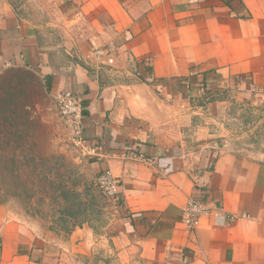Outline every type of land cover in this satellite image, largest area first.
Masks as SVG:
<instances>
[{"label": "crops", "instance_id": "1", "mask_svg": "<svg viewBox=\"0 0 264 264\" xmlns=\"http://www.w3.org/2000/svg\"><path fill=\"white\" fill-rule=\"evenodd\" d=\"M26 1L0 0V120L22 119L40 150L36 110L58 134L55 184L80 195L73 214L49 185L22 210L0 200V264H264V153L225 125L235 77L264 87V0ZM57 90L80 98L94 154L66 147ZM106 168L112 213L89 183ZM191 196L220 214L188 227Z\"/></svg>", "mask_w": 264, "mask_h": 264}, {"label": "rangeland", "instance_id": "2", "mask_svg": "<svg viewBox=\"0 0 264 264\" xmlns=\"http://www.w3.org/2000/svg\"><path fill=\"white\" fill-rule=\"evenodd\" d=\"M18 5L28 4L26 0H12ZM234 90H230L235 97L230 105L225 125L229 129L232 137V145L236 149L246 151H261L264 153V87L258 86V84L250 83L248 75H244L240 78L235 77ZM49 126V125H48ZM52 128V127H51ZM36 131V126L34 127ZM54 129V128H53ZM33 132V134H34ZM60 144H63L62 142ZM30 151L34 154H38V158H47V165L41 167L39 160H36L37 167H32L31 162L26 165H22L19 169H16L15 173L10 171L11 164L8 161L0 159V200L10 201L12 207L22 210V202L27 204L33 203V196H35L36 188H43L45 185L55 184L56 181L65 182V176L67 171L65 168L56 166L54 173L51 170H47V166L53 165L54 160L60 155L48 153V151L38 150L36 146L29 147ZM47 150V149H46ZM57 150V148H56ZM48 153V154H46ZM41 159L42 162L44 160ZM29 164V165H28ZM58 164V161H57ZM7 165V168H4ZM39 167L44 168L43 175H47L45 178H40L42 172H39ZM7 169L8 174H2ZM37 169V170H36ZM20 173V174H17ZM50 174V175H48ZM63 174V175H62ZM72 174V173H71ZM95 177L89 180L93 189L96 192V196L99 197L101 204H105L107 211L113 212L114 199L103 195L95 186ZM34 186V188H33ZM4 192H1V190ZM32 192V193H31ZM42 192H45L44 190ZM39 192V193H42ZM54 198V193L50 189L46 192L44 200L52 202L50 199ZM53 204H55L53 202ZM47 206L43 209L46 211Z\"/></svg>", "mask_w": 264, "mask_h": 264}, {"label": "built area", "instance_id": "3", "mask_svg": "<svg viewBox=\"0 0 264 264\" xmlns=\"http://www.w3.org/2000/svg\"><path fill=\"white\" fill-rule=\"evenodd\" d=\"M52 97L59 118L66 123L67 131L64 137L66 147L71 150L80 151L83 154H94L95 147L88 146L82 135L83 108L80 98L73 92L67 90H57L53 93ZM131 154L135 158L147 161L142 155L135 156L133 150ZM95 186L103 195L115 199L118 194L119 181L106 168L96 175ZM221 210L211 198L191 196L188 198L184 207L183 222L188 227H193L201 217L218 216ZM235 217L233 214L226 216L227 221H231Z\"/></svg>", "mask_w": 264, "mask_h": 264}, {"label": "trees", "instance_id": "4", "mask_svg": "<svg viewBox=\"0 0 264 264\" xmlns=\"http://www.w3.org/2000/svg\"><path fill=\"white\" fill-rule=\"evenodd\" d=\"M227 5H230L229 4V1H227ZM238 16H241V17H249V15H238ZM194 74H197V73L196 72H192V75H194ZM203 80H204V77H201L198 81L200 83H203L204 82ZM23 125L24 124L22 123V119L21 120L14 119L13 117H10V116L5 117L3 120H0V133L1 132H4V134L7 137L16 136V139L15 138H8V139H6L4 145L0 146V159H3V160L7 159L5 161H8L11 164L10 171L13 170L12 172H14V173L16 172L15 171L16 169H19V167H21L22 165H26L29 162L32 163L31 164L32 167H37L36 160H39V162H41L40 164H43L41 167H45L47 165L46 162L48 161L47 158L46 159H43L41 157L38 158L39 157L38 154L32 153L30 151V149H29V147L31 148L29 142H27V143H22L21 142L22 132L24 131ZM8 145H10V148L11 149H14L15 151L10 155V158H2L3 157L2 156V154H3V151L2 150H4V147H9ZM18 151H19V153H21L20 158L17 155H15V154H18ZM41 159H43L44 162H42ZM57 161H58V164H57ZM57 165L63 168V163L61 162V159H60L59 156H58V158H56L54 160L53 165L47 166L48 167L47 170L50 169L51 170V173H54V171L57 169L56 168ZM41 167L38 168L39 169V172H42L41 173L42 176L40 178H42V177L45 178V177H47V175H43L45 169L44 168L42 169ZM4 168H7V165H5ZM2 174H8L7 169H5ZM17 174H20V173H17ZM48 175H50V174H48ZM65 178H67V176H65ZM50 183L51 182L49 180L48 181V185H49L48 187L52 190V192L55 195L54 198H53V200L57 204H59V205L63 204L67 200H70L72 204L69 207V210L66 209L64 211H67L68 213L73 214L74 213V205L76 204L75 203V199H77L78 198V195H80V194L78 192L77 193H74V194H69L68 191H65V190L63 191V187L64 186H63V184L61 182H58L57 184H54V185L53 184H50ZM33 188H34V186H33ZM59 189H61V190H59ZM88 189H90V186L89 185L86 186L85 191L88 190ZM1 192H4V190L2 189ZM93 196L94 195L91 192V197H93ZM118 202H120V201H118Z\"/></svg>", "mask_w": 264, "mask_h": 264}, {"label": "water", "instance_id": "5", "mask_svg": "<svg viewBox=\"0 0 264 264\" xmlns=\"http://www.w3.org/2000/svg\"><path fill=\"white\" fill-rule=\"evenodd\" d=\"M31 116L36 126V131L33 134V141L38 146H40V151L49 150L48 153L50 154L56 153L55 142L58 137V134L55 131V128L52 125H50L48 122H45L43 119H41L40 115L36 110L31 111Z\"/></svg>", "mask_w": 264, "mask_h": 264}, {"label": "flooded vegetation", "instance_id": "6", "mask_svg": "<svg viewBox=\"0 0 264 264\" xmlns=\"http://www.w3.org/2000/svg\"><path fill=\"white\" fill-rule=\"evenodd\" d=\"M23 129H24V127H23ZM1 133H2V135H1ZM0 133V145H3L4 144V141H6V139H8V138H15L16 139V136H13V137H7L5 134H4V132H1ZM22 140V139H21ZM9 147H10V145H8ZM12 150H14V149H12ZM18 150V149H17ZM15 151V150H14ZM18 154H20L21 155V153H19V151H18Z\"/></svg>", "mask_w": 264, "mask_h": 264}]
</instances>
